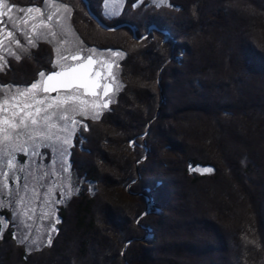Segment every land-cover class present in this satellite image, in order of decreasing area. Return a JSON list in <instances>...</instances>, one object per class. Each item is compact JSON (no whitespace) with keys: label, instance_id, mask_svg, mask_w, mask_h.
I'll use <instances>...</instances> for the list:
<instances>
[{"label":"trees","instance_id":"16d2710c","mask_svg":"<svg viewBox=\"0 0 264 264\" xmlns=\"http://www.w3.org/2000/svg\"><path fill=\"white\" fill-rule=\"evenodd\" d=\"M57 1L81 38L124 54V87L76 136L51 243L27 252L0 226V264H264V0H126L104 25L153 27L139 50L132 29Z\"/></svg>","mask_w":264,"mask_h":264},{"label":"rangeland","instance_id":"374dc122","mask_svg":"<svg viewBox=\"0 0 264 264\" xmlns=\"http://www.w3.org/2000/svg\"><path fill=\"white\" fill-rule=\"evenodd\" d=\"M95 1L97 2L95 10L102 17L103 22L119 19L124 14L123 12L127 6L126 0ZM142 1H147L151 3V6L158 8L162 5H167L168 2L166 0V3L160 6H157V0H140L138 3L140 4ZM65 6L70 11L66 10ZM42 10H45L46 18L52 16L51 20L47 19L50 25L49 31L51 32L52 29L53 36L58 37V34L63 36V38H60V42L66 45V53L74 52L72 48L68 47L74 43L72 42V36H70V28L75 31L74 25L71 23V15L73 14L71 8L67 4L57 1L56 4L53 2L46 3ZM34 14L35 12L28 13L25 11V13L17 14L15 21L20 23L24 20H30V18L35 16ZM90 19L92 18L90 17ZM92 21L98 25L95 20L92 19ZM102 21L100 20V22ZM103 22L102 24L104 25L105 22ZM125 27L126 25L121 26L114 31ZM126 28L130 29L129 27ZM152 30L149 25L147 33L140 37L135 36L134 30L131 31L133 34L132 38L136 42L134 50L146 45L141 42ZM102 31L114 32L103 29ZM122 33H124L126 38L131 37L127 30L126 32L122 31ZM76 35L81 39L78 33ZM89 39H87V36L81 39L82 42L78 48L82 52L87 50V47L95 48V46H92V44H96L94 43L95 40H92L90 37ZM98 49L106 50V53L103 55L106 56V61H114L112 73L115 76V80L111 84L112 89L109 93L104 94L102 97L93 94L83 95L72 91L71 93L59 94L58 100L54 102L52 98L56 97L49 98L45 102V105L42 106L53 105L47 108L46 113H41V116L48 115L51 117L47 122L41 120L38 126H33L35 130H26L18 136L15 133H9L7 140L4 138L5 131L1 134L0 212H8L10 219L7 221L0 214V226L6 228L9 224H12L14 238L25 247V251L27 252L39 250L49 244V238L52 239L54 236L59 220L57 207L63 205V203L77 193V188L72 181V170L69 168L71 148L75 145L76 136L80 132L82 133V131L87 130L88 122L99 120L111 108L115 102V97L123 90L121 64L124 54L113 48ZM112 53H122V56H113ZM96 58L99 59L98 56ZM170 59L171 57H169L168 61ZM96 90L98 91L99 87ZM100 90L102 91V89ZM69 96L74 97V99H67ZM41 98V95L36 96V99ZM60 101L65 102L61 104ZM105 103H107V107H104ZM57 105L59 106L57 107ZM97 115L98 118H94ZM61 116H65L66 118L61 119ZM73 121H76V123H73ZM27 131L32 132V139H29ZM37 132L41 134L37 135ZM65 140H67V143H65ZM18 154L24 156L23 161L17 158ZM193 170L198 173L207 172L204 171L205 168ZM147 236L145 239L143 238L141 244L150 246L152 240Z\"/></svg>","mask_w":264,"mask_h":264},{"label":"flooded vegetation","instance_id":"af4514ba","mask_svg":"<svg viewBox=\"0 0 264 264\" xmlns=\"http://www.w3.org/2000/svg\"><path fill=\"white\" fill-rule=\"evenodd\" d=\"M37 1L32 0L25 3L23 0H8L9 6L14 5L15 7L7 16H0V21H2L0 22V66H2V70H0V106H2V110H0V138L4 132L3 130L8 127L3 123V120L5 118H11V113L14 110L12 105H22L24 100L23 97L18 95V92L29 89L32 83L45 81L47 75L52 72L61 71L62 68L69 66L75 67L85 62L89 55H92L94 63L90 67L89 78L95 76L100 85L99 90H95V95L102 97L105 91L109 93L112 89L111 84L115 80L113 79L114 74L112 73L114 63L111 68L112 75H109L105 63L108 62L106 61V56H103L106 50L87 47V50L82 52L78 48L81 45L82 38L79 39L76 35L77 32L72 28H70V36H72V42L74 43L68 47L72 48L74 52L66 53V45L60 42V38H63V36L59 34L58 37L53 36L52 29L51 32L49 31L50 25L47 22L45 10H42L46 3L53 2L56 4L57 0H43L40 4ZM29 8L40 9V11L39 13L33 11L35 12V16L27 20V24L23 22L17 23L15 21L17 14L25 13V11L21 12L20 9L27 10ZM0 12H7V8H0ZM9 32L12 33L11 36L8 35ZM94 51L99 59L96 58ZM77 53L79 54V58L72 59V56ZM16 57H19V59ZM62 57H66V59ZM54 65L56 66L54 67ZM97 71L100 72L99 77L96 76ZM40 72H44L45 77H40ZM71 91L87 95L84 93L83 88H77L74 85L72 88H63L56 91H37L36 96L41 95L42 98H57L59 94L71 93ZM14 95L17 98L12 100ZM5 100L8 101L7 104L4 103ZM23 157L18 154L17 158L23 161Z\"/></svg>","mask_w":264,"mask_h":264},{"label":"snow or ice","instance_id":"6c2138e0","mask_svg":"<svg viewBox=\"0 0 264 264\" xmlns=\"http://www.w3.org/2000/svg\"><path fill=\"white\" fill-rule=\"evenodd\" d=\"M166 0H157V6H160L162 4H165ZM15 6H9L8 0H0V8H7V12H0V16H7L9 13L13 11V8ZM66 10L67 7L65 6ZM21 12L27 11L28 13H31L33 11L39 12L40 9H20ZM11 19V17H9ZM48 20L52 19V16L47 17ZM2 22V21H0ZM19 22V21H18ZM23 23L27 24V20H24ZM9 36L12 35L11 32L8 33ZM17 43H19L17 41ZM31 43V41H29ZM113 56H122V53H112ZM19 59V57H16ZM63 59H66V57H62ZM79 54L72 56V59H78ZM94 63L93 56L89 55L86 58V63H81L76 65L75 67L69 66L67 68H62L61 71L52 72L51 74L47 75L45 81H38L35 83H32L29 89L21 90L18 92V95L20 97H23L24 100L22 102V105H12L13 111L11 113V118H5L3 120V123L6 124L8 127L7 129H4L5 131V139L7 140L9 138V133H15L17 136L20 135L21 132H24L26 130L32 129L35 130L33 126H38L41 122V120L47 122L51 117L48 115L41 116V113H46L48 107H52V104H48L46 107H42L45 105V102L49 99L48 97H43L41 99H36V93L37 91H43V92H49V91H56L58 88H72L74 85L77 88H85L86 90H89L92 92L93 95H95V88L99 87V83L95 80H91L89 78V70L91 65ZM106 66L108 68L109 75H112L111 68L112 62H105ZM56 65H54L55 67ZM0 70H2V66H0ZM40 77H45L44 72L39 73ZM96 76H100V72H96ZM113 79H115V76L113 75ZM107 94V91H105V95ZM17 98L16 95L12 97V100H15ZM55 102L59 99L52 98ZM67 99L71 100L74 99V97L69 96ZM65 101H60V103H64ZM5 104L8 103L7 100L4 101ZM59 105H57L58 107ZM104 107H107V103L104 104ZM18 109V110H16ZM0 110H2V106H0ZM86 114V113H85ZM61 119H65V116H61ZM94 118H98V115ZM73 123H76V121H73ZM47 126V125H46ZM37 135H40V132L36 133ZM27 135L29 139H32V132L27 131ZM65 143H67V140H65ZM22 150V149H21ZM11 165V161L9 162ZM204 171L210 172L212 169H205ZM6 175V174H5ZM55 231V229H53ZM49 243H51V238H49Z\"/></svg>","mask_w":264,"mask_h":264},{"label":"water","instance_id":"95a60500","mask_svg":"<svg viewBox=\"0 0 264 264\" xmlns=\"http://www.w3.org/2000/svg\"><path fill=\"white\" fill-rule=\"evenodd\" d=\"M82 2H84L85 6H86V8H87V12L89 13L90 17H91L93 20H95V21L97 22V24L99 25V27L102 28L103 30L114 31V30L120 28L121 26H125V25H126V24H123V25H121V26H116V27L113 26V28H110V27H108V26H106V25H103L102 22H100V20H99L94 14H92V13L90 12V10H89V8H88L87 1H86V0H82ZM126 27H129L130 29L133 30V27H131V26L126 25ZM150 29H153V27H150ZM164 34L169 38V36H168V34H167L166 32H165ZM83 63H86V61L83 62ZM89 71H90V70H89ZM90 79H91V80H95V81H97V79H96L95 76H94L93 78H90ZM58 89H63V88H58ZM58 89H57V90H58ZM65 89H68V88H65ZM96 89H97V87L95 88V90H96ZM83 90H84V93H85V94H87V95H92V92H91V91L86 90L85 88H83ZM160 100H161V102L163 101L162 98H160ZM148 126H149V125H147V130H148ZM146 232H147V231H146ZM145 238H146V237H145Z\"/></svg>","mask_w":264,"mask_h":264}]
</instances>
